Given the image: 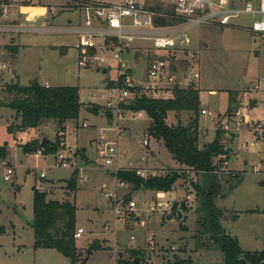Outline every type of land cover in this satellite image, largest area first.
<instances>
[{"label":"rangeland","instance_id":"rangeland-1","mask_svg":"<svg viewBox=\"0 0 264 264\" xmlns=\"http://www.w3.org/2000/svg\"><path fill=\"white\" fill-rule=\"evenodd\" d=\"M98 1L116 0H25L24 7L19 12L13 11L10 19L2 23L23 25L26 30L0 31V102L4 101L8 83L17 80L28 85L38 79L42 85L48 82L79 86L83 106L79 119L65 125L68 145L75 151L72 163L69 167H57V153L61 149L57 121L42 120L36 128L27 129L25 143L17 144V136H23L24 132L10 133L8 127L19 124V115L0 105V145L5 146V155L0 158V264H74L57 249L34 247L31 225L34 186L49 191L48 199L71 200L76 204L77 228L85 229L83 237L76 239L77 264H118L119 260L125 264L133 256H140L141 264H175L178 259L185 264H224V256L209 240L210 235L200 233L202 215L198 211L200 199L195 185L202 184L201 173L178 165L163 141L151 133L153 121L145 111L126 110L127 104H122L120 110L107 106L103 93L114 84L117 75L114 61L103 67L79 65L80 38L75 30L83 26L85 5ZM236 1L242 5L245 0ZM31 10L40 13L30 16ZM18 13L19 19H14ZM253 20L252 16L243 15L227 27L199 25L187 31L199 54L201 105L196 112L169 111L166 121L172 126L177 123L189 126L191 116L195 115L200 147L219 134L230 161L227 166L220 161L216 168L222 192L226 193L224 198L217 199L224 212L221 223L227 232L240 235L243 249L261 251L264 171L254 170V166L264 161V140L254 145L251 142L256 127H264V40L247 28ZM100 41L95 38V42ZM128 53L125 58L136 80L143 79L142 71L149 59L156 56L168 59L163 51L153 49L150 39L134 40ZM3 64L11 69H2ZM169 95L159 92V96ZM236 103L237 107L231 110ZM205 106L215 119L201 113ZM238 109L248 123L240 125L233 120ZM140 112L142 116L138 115ZM45 137L53 144L58 143L57 152L39 149L43 152L39 157L35 154L39 150L24 152L22 146L26 143L33 139L42 143ZM101 138L116 142L117 171L106 165L99 154L97 145ZM145 140L149 141L148 146ZM245 142L249 143L248 149L242 148ZM6 166L15 168L10 180L4 178ZM120 170L136 171L138 176L145 177L176 172L179 178L173 191L165 194L170 206L150 213L148 207L155 202L157 191L143 186L136 188L126 181L121 186L116 176ZM237 171L239 181H234L233 184H238L232 189L229 176L233 177ZM42 172L46 177H40ZM74 172L77 190L73 192L69 180ZM109 191L114 192V198L106 196ZM131 201H136V210L130 206ZM117 207L124 209L122 220L118 219ZM96 242L101 248L93 250L86 260L88 250ZM196 246L200 248L195 250Z\"/></svg>","mask_w":264,"mask_h":264},{"label":"built area","instance_id":"built-area-1","mask_svg":"<svg viewBox=\"0 0 264 264\" xmlns=\"http://www.w3.org/2000/svg\"><path fill=\"white\" fill-rule=\"evenodd\" d=\"M25 0H0V31L26 30L24 26H10L2 24L7 22L14 11H20L24 7ZM241 3V2H240ZM157 4L160 8H156ZM243 15L254 18L252 24L247 27L253 34L259 35L264 40V0H245L239 5L236 0H116L115 2L89 3L83 8V26L75 31L79 34V48L81 57L80 66L103 67L116 64L117 75L114 84L109 86L104 96L106 104L111 109L120 110L122 104H130L137 97L146 95L154 98L172 97L179 88H199L201 80V68L198 51L192 46V39L187 31L199 25L213 27H227L234 24V20ZM176 19L175 24H160L157 20ZM95 38L101 39L99 43ZM152 40V47L157 51H163L168 59L156 56L148 60L142 71V80H136L133 76L132 66L125 58L134 40ZM110 53L112 55H110ZM2 69H11L7 64ZM13 75V74H12ZM14 77V76H12ZM49 87L50 84L46 83ZM170 93L169 96H159V92ZM241 109L234 113V121L238 124L248 123ZM201 113L215 119L213 112L203 108ZM142 116L140 112L138 114ZM125 117V116H124ZM83 126H87L86 123ZM24 135L17 136V144L25 143L28 130ZM66 129L59 132L60 150L57 153V167H69L72 163L75 151L70 149L66 138ZM72 133V131H71ZM68 137V136H67ZM258 140H264V127H256L253 133L251 145ZM149 145V141H144ZM68 145V146H67ZM99 154L105 164L117 171L118 150L115 141H105L103 138L97 145ZM243 149L249 148V143L242 145ZM227 149V146H224ZM38 157L43 154L41 150L35 153ZM229 164L227 155H220L214 159L216 168ZM5 165L6 162H4ZM14 166H6L5 180H10L14 173ZM254 170L264 171V161L261 160L254 166ZM139 175L141 171H137ZM41 178L46 177L42 172ZM144 178L152 176H142ZM125 185L124 181L120 182ZM38 188V187H37ZM39 189V188H38ZM49 192V191H48ZM165 191H157L156 200L149 205L150 213L167 209L169 200H165ZM108 198H114V192H106ZM163 198V199H158ZM136 201H131L130 206L136 210ZM118 219L122 220L124 209L117 207ZM141 216V212L138 213ZM85 229L78 227L74 234L75 239L83 237ZM132 240L135 236L131 237ZM259 264H264L262 261Z\"/></svg>","mask_w":264,"mask_h":264},{"label":"trees","instance_id":"trees-1","mask_svg":"<svg viewBox=\"0 0 264 264\" xmlns=\"http://www.w3.org/2000/svg\"><path fill=\"white\" fill-rule=\"evenodd\" d=\"M155 2V0H152ZM156 8H160L157 4ZM160 24H175L176 19L157 20ZM14 52L17 48L11 46ZM112 83H109L111 85ZM4 101L1 106L9 107L17 112L20 122L16 127L9 125L8 131H24L36 128L42 120L55 119L58 123V132L66 129V123L78 120L83 103L80 100V88L76 85H50L49 87L38 84L21 85L15 80L8 83L4 89ZM201 105L199 88H179L172 97L154 98L146 95L137 97L126 110L145 111L152 119L151 133L160 141L173 155V158L181 165L193 169L196 173H201L202 184H196L195 188L199 196L198 211L201 213L200 225L201 234H209L216 249L224 256V264H259L264 261V250L245 251L240 246L238 237L227 232L221 223L223 210L217 205L218 198H224L220 176L215 172L214 159L221 155H229L224 149V144L220 140L219 134L211 142H206L203 147L199 145L200 130L196 116H191V124L184 126L177 123L175 126L167 123L169 111L181 112L190 110L196 112ZM194 118V119H193ZM195 122V123H194ZM24 152L31 153L43 149L45 153H55L58 151V143L49 142L45 145L36 139L26 143ZM5 155V146L0 145V158ZM239 171L233 177L229 176L230 186L235 188L239 179ZM116 176L121 181H126L135 185L136 188L145 187L156 191H173L174 183L179 178L175 172L167 176H152L144 178L138 176L136 171L120 170ZM69 180V186L74 192L76 187V174L73 173ZM239 181V180H238ZM230 189V188H229ZM33 221L34 247L52 248L62 252L71 258L74 264L78 262V248L74 234L76 225V204L71 200L59 201L48 199L46 191L33 187ZM186 208V207H185ZM253 211V210H252ZM61 224V225H60ZM199 233V234H200ZM200 234V235H201ZM101 248L96 242L88 250V256L93 250ZM200 247L196 246L195 250ZM137 257V256H136ZM125 262V264H137L136 258ZM122 261L119 260L118 264ZM141 264V263H139ZM175 264H185L184 260H177Z\"/></svg>","mask_w":264,"mask_h":264},{"label":"crops","instance_id":"crops-1","mask_svg":"<svg viewBox=\"0 0 264 264\" xmlns=\"http://www.w3.org/2000/svg\"><path fill=\"white\" fill-rule=\"evenodd\" d=\"M98 2H100V1H98ZM105 2H115V1H105ZM29 8V7H28ZM33 8V7H32ZM44 9V8H43ZM30 10V9H29ZM38 13H40L39 11H36V12H32V10H31V13H30V11H29V14H30V16H35L36 14H38ZM19 15H20V13H18V15H17V18H14V19H19L18 17H19ZM21 16V15H20ZM21 20H22V17H21ZM80 21V20H79ZM22 22H23V20H22ZM24 23V22H23ZM13 24H16V25H20V24H18V23H13ZM25 25V24H24ZM20 26H23V25H20ZM23 28H25V27H23ZM192 39V38H191ZM17 75V74H16ZM18 76V75H17ZM46 83H48V82H45V84ZM44 84V85H45ZM50 84V83H49ZM50 85H52V84H50ZM213 92L215 93V90H213ZM231 99V98H230ZM229 104H230V101H229ZM204 107V106H203ZM205 108H207V109H209L208 107H206L205 106ZM225 111V110H224ZM224 111H222V112H224ZM220 113V112H219ZM69 122V121H68ZM71 122V121H70ZM68 124V123H67ZM212 141V140H211ZM211 141H209V142H211ZM177 162V161H176ZM230 162V161H229ZM178 163V162H177ZM178 165H180V164H178ZM229 165V164H228ZM167 193H169V192H167ZM264 211V210H263ZM232 235H236L237 237H238V240H239V243H240V246L242 247V239H241V237H240V235L238 234V233H236V234H232ZM242 249H243V247H242ZM243 250H245V249H243ZM264 250V249H263ZM245 251H256V250H245Z\"/></svg>","mask_w":264,"mask_h":264},{"label":"water","instance_id":"water-1","mask_svg":"<svg viewBox=\"0 0 264 264\" xmlns=\"http://www.w3.org/2000/svg\"><path fill=\"white\" fill-rule=\"evenodd\" d=\"M102 71H103L104 73H106V72H107V69H106V68H103ZM32 84H33V85H38V84H39L38 79H34V80H32ZM237 105H238L237 103H236V104H232V106H231V110H233L235 107H237ZM253 105H254V102L252 103V106H253ZM48 142H49V139L45 137V138L43 139V141H42V144L45 145V144H47ZM84 149H86V148H84ZM134 262L137 263V264L141 263V257H140V256H137V257L134 259Z\"/></svg>","mask_w":264,"mask_h":264}]
</instances>
